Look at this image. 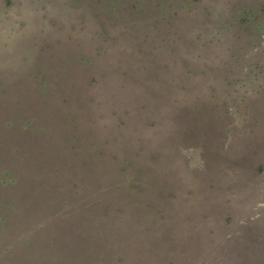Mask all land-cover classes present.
I'll return each mask as SVG.
<instances>
[{
    "label": "trees",
    "instance_id": "trees-1",
    "mask_svg": "<svg viewBox=\"0 0 264 264\" xmlns=\"http://www.w3.org/2000/svg\"><path fill=\"white\" fill-rule=\"evenodd\" d=\"M151 1H161L163 15L162 22L158 24L167 31L169 43L173 46L171 50H176L175 47L188 33L189 38L192 41L197 39V44L201 47L200 52L193 53L201 57V65L194 67L183 59L178 61L175 59L172 63L164 62L159 65L153 60L151 52H147L144 60L139 58L137 61H131L128 66L123 57L119 58L113 69L117 78L106 74H102L99 78L92 75L87 79V84L94 86L99 83L105 84L107 95L109 94L105 100L115 98L119 103L123 101L126 104L132 102L138 104V116H141L139 120L129 122L125 117H116L114 123L110 124L111 131L116 136L130 139L133 149L123 142H116L115 136H110V142L114 141L115 144L120 145L119 149L122 147L127 154L132 151V154L140 158L139 161L144 159L147 163H153L156 169L151 172L155 178L154 182L158 185L156 192L162 197L156 198L154 206L150 204V196L143 193L142 188L139 187L137 190L134 183L126 184L123 172H120L124 170V166L112 162L108 178L105 177L104 180L99 178L93 183L94 189L91 191L82 184L81 180H72L71 176L64 182L60 179L55 181L57 176H65L60 163H69L75 171L76 168L70 161L80 160L82 170H91L89 168L95 163L94 156L99 160L101 156L107 157L109 154L102 149H93L91 159H79L77 146L82 142V136L78 131L79 123L75 122V116L67 112L56 120L49 116L55 110H59L61 105L46 104V112L49 116H46L44 121L46 124L63 125V122L68 124L70 131L67 137L71 144L55 147L53 150L56 154L48 148H42L36 158L38 165L36 160L32 159V156H35L32 150L26 152L22 147L12 145L8 152L2 145L8 140H1L3 136L0 133V183L8 190L16 189L21 184L26 186L22 182L26 178L28 169L23 174H18V169L20 166L27 168L31 166L32 170L41 177L38 185L44 194L52 189L54 183L57 185V193L63 195L67 192V194L63 196L60 208H56L58 202L47 194L45 198L40 196L33 199L13 198L9 205H4L0 209V241L4 246L3 251L0 252V264H5L7 259L20 256L19 254L28 256L29 248H32V253L36 255L35 247H43L50 251L64 242L69 250L64 251L65 258L50 259L47 264H264V229L254 238L244 237L241 234L246 229L252 228L251 224L258 222L260 215L256 216L257 218L252 214L240 216L238 210L236 214L239 216L233 219L235 214L232 216L224 212L227 206L233 203H231L233 198H238L237 192L242 199L252 194L254 195L251 199L255 198L256 192L251 188L257 170L254 160L259 154L264 153V100L260 98L264 96V80L258 81L257 86L255 85L251 100L247 95L241 96V93H247L249 88L240 90L244 82L235 86L241 79L236 76L239 71L237 69L239 58L245 59L250 55H256L257 60L254 57L253 61H261L264 59V53L250 33L249 37L245 34L246 38H243L242 43L233 39V37L239 38L245 32L241 28H244L247 21L261 18L259 23L264 26V0L259 4L256 0H238L233 6L241 9L238 11L239 14L236 12L234 15L224 11L222 23H228L226 32L228 30L230 32H227L226 36L230 43L225 45L222 52L224 56L221 57L220 52L216 50V44L223 42L220 36L208 37L202 34L203 28L189 19L202 13L212 17L217 16L211 4H207L213 0ZM7 2L10 3L11 0ZM220 2L228 6L232 3L230 0H220ZM106 3L101 4L106 5L107 18H109L114 15L116 7H119L120 0H108ZM132 7L129 15L140 14V11H136L139 10L135 8L136 4ZM98 8L100 14L101 7ZM174 20H178L179 23H173ZM143 42L146 41L143 39L139 46L133 47L138 52H145ZM130 52H134L132 48ZM171 66H175L178 72L181 69L182 75L176 73L178 77L175 75L164 79L162 83L155 82L153 76L162 75L163 71ZM262 69L264 74V65ZM178 78L180 80H177ZM217 82L221 83V88L216 86ZM74 83L76 82H71L72 85ZM177 85L179 91L187 93L189 89L191 94L194 93L193 90L205 88V99L202 102L192 101L178 94L183 97L181 101L177 96L167 101L166 90ZM220 93L221 98H218ZM59 97L61 104L71 101L69 96L60 94ZM90 100H95V97H91ZM169 103L192 104L191 108L183 109L188 117L175 118L176 112L171 111V113L166 105ZM141 104L149 106L143 107ZM201 104H213V108L210 109L214 112L210 113L209 121L193 120V117L197 118L195 114L199 113ZM162 105H165V108ZM44 106L45 104H41V108ZM125 110L126 114L130 113L128 108ZM155 114H160L163 118L161 120L150 118ZM13 115L22 117L20 111H14ZM0 121L6 120L0 116ZM18 123L16 119L5 122L4 127L6 125L7 127L4 131L10 136L17 128L23 130L21 132L24 134L33 133L34 125L29 118L24 125ZM62 137L65 135L60 134V138ZM163 137L169 139L164 141ZM20 140L26 139L20 137ZM198 144L205 147L208 156L214 154L215 160L210 159L213 165L211 172L218 176L219 182L207 180L204 183L196 180L193 173L196 168L192 169L189 166L182 150L185 149L184 146L198 147ZM109 149L112 151V148ZM150 149H154V152H149L151 156H146ZM46 157H51L48 163ZM109 157L116 158L114 155ZM172 157L180 161L186 160L184 166L173 170ZM2 158H5V161H2ZM52 160L55 165L50 168ZM258 162L257 167L260 168L264 162L261 160ZM175 173H178V177ZM176 180L177 183L181 182L177 186ZM190 181L192 182L190 184L201 194L213 187H218V190L213 193L212 204L208 211H203L192 222L186 224L185 220H174L173 216L175 208L184 206L189 208L190 200L186 198L185 189L186 183ZM74 196L79 201L74 199ZM39 198L43 200V207L47 212V207L53 206L57 209L51 217L58 220L59 224L50 228L51 230H48V221L44 224L35 221L34 217L39 213ZM208 198L207 195L202 202H207ZM101 205L107 207V211L103 214L98 213ZM156 206L161 213L152 215L150 211ZM112 208L115 213L111 215ZM254 209L256 210V205L251 212L254 213ZM32 217L33 219L29 220ZM22 220H29L28 233L23 231L25 226L22 225ZM168 223L171 225L169 232L165 230ZM17 224L22 226L15 229L14 225ZM116 224L118 230H114ZM178 230L183 231V236L177 232ZM196 236H206V239ZM198 241L205 243L199 246ZM33 245L35 247H31ZM236 245L238 247L235 249ZM250 246L255 247L257 252L247 251V247ZM207 251L210 253H205ZM255 252L258 258H255ZM29 259L30 264H33L34 256L30 255Z\"/></svg>",
    "mask_w": 264,
    "mask_h": 264
},
{
    "label": "rangeland",
    "instance_id": "rangeland-1",
    "mask_svg": "<svg viewBox=\"0 0 264 264\" xmlns=\"http://www.w3.org/2000/svg\"><path fill=\"white\" fill-rule=\"evenodd\" d=\"M106 1L108 2V0H11L8 3L7 0H0V116L6 120L4 122L0 121V133L3 136L1 140L9 141H6L4 144L2 143V145L8 152L12 145L22 147L26 152L32 150V153L35 155L32 156L33 161L36 160L38 152L42 148H48L56 154L55 150H53L55 147L61 145L69 146L71 141H69L67 135L69 134L70 126L64 122L63 125H59L46 124L44 121L46 116H49L46 112V104H59L61 105L60 109L55 110L49 117L58 120L62 114H66L67 112L75 116V122L79 123L78 131L82 136V142L77 146L79 159H91L93 149L105 150L109 156L114 155L116 158L111 159L109 156H101L98 160L94 156L93 160H95V163L89 168L91 170H82L80 160H71L70 163L74 164L75 171L73 166H69V163L63 164L57 161L61 164L65 176H57L55 181L60 179L64 182V180H67L71 176L72 180H81L82 184L91 191L94 189L93 183H96L99 178L103 180L105 177L108 178L112 163L121 164L124 166V170H120V172H123L126 184L131 185V183H134L133 185L137 190L139 187L142 188L143 193L150 196V204L154 206L156 198H161L162 196L156 192L158 185L154 182L155 178L151 172V170L156 169L153 163H147L144 159L139 161L140 158L132 154V151L127 154L122 147L119 149L120 145L115 144L114 141L110 142V136H115L116 142H123L133 149V146L130 145V139L116 136L111 131L110 124L114 123L116 117H125L129 122L139 120L141 116H138V104L136 102L126 104L123 101L119 103L115 101V98L105 100L109 96V94L107 95V86L100 83L95 86L87 84V79L92 75L99 78L102 74L117 78V74L113 72V69L119 58L123 57L126 60L125 64L128 66L131 61H137L139 58H143L144 60L147 57V52H151L153 60L159 65H162L164 62L172 63L175 59L177 61L183 59L189 65L198 67L201 65L202 59L193 55V53L197 54L200 52L201 47L197 44V39L196 41H192L187 33L186 36L183 35L184 37H181V42L175 47L176 50H171L173 46L169 43V35L158 24V22H162L161 17L163 15L161 1L120 0L119 7H116L117 10L115 9L114 15L109 18H107L106 5L101 4L103 2L106 3ZM230 1L232 2L229 5L232 6L230 8L228 5L220 2V0H213L207 3L211 4L213 11L218 14L217 16L212 17L211 15L202 13L196 17H189L193 21L192 23L203 28L202 34H206L208 37L220 36L223 42L216 44V50L220 52V57L224 56L222 52L225 45L230 43L226 36V33L230 32L229 30L226 32L228 23H222L224 11L233 14L237 12L239 14L238 11L241 10L235 5L233 6V3L238 0ZM262 1L256 0L258 4ZM133 4H136L135 8H139L136 11H140V14L134 16L128 14ZM98 7H101L100 14H98ZM170 19L172 18L170 17ZM261 20V18H257L253 21L245 22L244 28H241L245 32L239 38L235 39L233 37V39L242 43L243 38H246L245 34L248 35L250 33L252 38H255L254 42L264 53V45H262L264 43V26H261V23H259ZM177 22L178 20L173 21V23ZM165 31L166 34L164 33ZM234 31L238 32L237 30ZM143 39L146 41L142 43L145 52H138L133 46H139ZM157 45L165 46L161 47ZM131 48L134 52H130ZM254 57L257 60L256 55H250L245 59L239 58L237 62V69L239 71H237L236 76L241 79L238 80L235 86L244 82L240 90L249 87L247 93H241L243 97L245 95L251 97L254 94L253 89L255 85L257 86V82L264 80V74L262 73L264 59L253 61ZM174 67L171 66L165 69L162 75L153 76L155 82L162 83L164 79H169L175 75L178 77L179 75L176 73L182 75L181 69L178 72ZM177 80H180V78ZM71 82L76 83L72 85ZM216 86L221 88V83L217 82ZM177 87L178 85L166 90L167 101L172 100L173 96H177L179 101L183 99L182 96L199 102L205 99V88L193 90L194 93L191 94L189 89L187 93H183ZM108 93L110 92L108 91ZM60 94L69 96L71 101L61 104ZM91 97H95V100L89 101ZM218 98H221V93ZM260 98L264 100V96ZM249 99L251 100L252 97ZM98 102L99 104H97ZM41 104H45V106L41 108ZM141 105L143 107L149 106L148 104ZM166 105L169 107L170 112H176L175 118L188 117L187 113L183 112V109L192 107V104L169 103ZM163 106L165 108V105ZM125 108L130 110L129 114L125 113ZM210 108H213V104H201V108L198 109L199 113L195 114L197 118L193 117V120L209 121L210 113L214 112ZM14 111H20L22 117L14 116ZM28 118L34 125L33 133L24 134L21 132L23 130L17 128L10 136L8 132L4 131L7 127V125L4 127L5 122L16 119L19 122L18 124L24 125ZM150 118H159L161 120L163 117L160 114H155L154 116H150ZM42 130L43 132H41ZM60 134L65 135V137L60 138ZM232 136L234 135L232 134ZM20 137H24L26 140H20ZM162 139L167 141L169 137L168 139L165 137ZM108 146L112 148V151H110ZM190 146L194 147L184 146L185 149L182 150L186 158L183 155L181 156L189 162V166L192 169L196 168L193 171L196 180L200 182L204 181V183L207 180L214 183L219 182L218 176L211 172L213 165L210 159L211 161L215 160L214 154L212 153L208 156L209 154L205 147L199 144L198 147L195 145ZM149 152H154V149H150L146 153V156H151ZM50 158L46 157L47 163ZM1 160L5 161V158ZM186 160L180 161L172 157L173 170H177V167H183ZM259 160L264 162V153L259 154L254 160V166L256 165L257 170L253 176L251 188L256 192L255 198L251 199L254 195L252 194L250 197L242 199L237 192L238 198L234 197L231 201L233 203L224 210V212H228L232 216L235 214L233 219L239 216L236 214L239 211L240 216L252 214L256 217L260 215L259 221L251 224L252 228L246 229L241 233L244 237H257L260 231L264 229V164L262 163L263 165H260V168L257 167V165L259 166ZM36 163L38 164L37 160ZM54 165L55 163L52 160L49 167L51 168ZM27 169L26 178L22 182L26 186L21 184L16 189L8 190L4 184L0 183V209L4 205H9L13 198L33 199L39 196L45 198L47 194L58 202L56 208H60L63 196L67 192L63 193V195L57 193V185L54 183L52 189H49L44 194V191L38 185L41 177L32 170L31 166H28V168L20 166L18 174H23ZM72 171H74V174H72ZM120 172L118 171V173ZM175 175L178 177V173H175ZM180 183L178 182L176 186ZM190 183L192 182L186 183L187 188L185 189L186 198L188 201L190 200L189 208L187 209L186 206L175 208V215L173 216L174 220H185L186 224L192 222L203 211H208L212 204L213 193L218 190V187H213L201 194ZM207 195L209 197L208 201L202 202L203 198L207 197ZM41 198H39V213L33 217L36 222L43 224L48 221V230H51L50 228L59 224L58 220H54L51 217V214H55L57 209L53 208V206L52 208L47 207V212L43 207V200ZM74 199L78 200L75 196ZM195 200L197 201L195 202ZM255 205L256 210L254 209L253 213L251 210ZM105 211H107V207L103 205L99 206V214H103ZM112 213H115L114 208L111 209V215ZM150 213L155 215L156 213L160 214L161 211L156 206L152 208ZM39 215L40 217H38ZM33 217L29 220H32ZM29 220H22V225L25 226L23 231L27 233V221L29 222ZM109 220L110 217L108 216ZM22 225H14V228H20ZM170 228L171 225L168 223L165 230L169 232ZM114 230H118L117 224ZM177 232L183 236L182 230H178ZM30 233L34 234V232ZM49 234L52 233L49 232ZM196 238L206 239V236H196ZM1 242L0 252L4 249ZM197 243L201 246L205 242L198 241ZM237 247L238 245L235 246V249ZM35 248H37L36 255L32 253V248H29L28 254L29 257L30 255L34 256L33 264H47V261L50 259H63L65 258L64 251L68 250L65 242L50 251L39 246ZM246 250L257 252L256 248L252 246L247 247ZM256 252L255 258H258ZM205 253L210 252L207 251ZM19 255L7 259L5 264H30L31 260L28 256Z\"/></svg>",
    "mask_w": 264,
    "mask_h": 264
}]
</instances>
